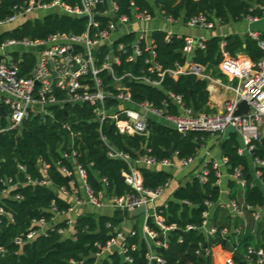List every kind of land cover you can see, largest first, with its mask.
I'll use <instances>...</instances> for the list:
<instances>
[{"label":"built area","instance_id":"2783aa9c","mask_svg":"<svg viewBox=\"0 0 264 264\" xmlns=\"http://www.w3.org/2000/svg\"><path fill=\"white\" fill-rule=\"evenodd\" d=\"M254 8L261 9L262 14L247 16L246 19L250 22L258 21L264 16V4L255 5ZM36 10H56L77 17L84 14L83 18L87 19L86 29L81 34L58 32L45 40L12 39L0 46V106H4L7 112L5 116L0 113V122L2 119L6 120V125L0 128V132L19 129L27 121H57L55 109L65 110L76 105H87L92 108L94 120L98 122L100 138L107 148L106 154L128 164L130 171L122 174L132 191L120 196L108 194L106 190L96 192L88 181L87 170L80 163L78 151L74 148L71 152L61 149L63 158L72 165V169L62 161L56 163L62 173L71 179L70 188H55L52 185L48 176L50 163L43 158L39 160L44 174V178L40 180L33 179L27 173L26 166L20 164V171L26 174V183L52 185L56 195L68 201L71 207L68 211H60L53 201V215L50 218H34L30 227L13 239V244L22 248L25 243L39 236H47L57 228L63 238L75 239L76 218L88 207L98 215L110 217L121 211L124 217L121 224L114 226L111 222L107 223L111 228V237L106 244L97 243V250L89 255H82L79 260H72L69 264H105L107 261L112 264L110 256L114 253L121 256L123 264H136L131 252L138 250L139 245H131L128 238L137 234L147 246L146 264H167L162 250L169 248V233L184 231L175 223L167 224L163 207L155 204L170 185L171 179L156 189L145 188L140 167H177L182 170L190 167L198 154L180 159L175 153L173 157L160 159L151 153V149L146 148L145 153L133 158L130 153L119 150L110 142L104 134L105 124L114 125L121 134L130 135L145 134L150 118H156L182 134L195 131L217 135L232 128L240 135L244 144L239 149L240 154L249 153L253 156L256 149L254 142L264 139V38L261 33H249L257 40L262 51V56L257 61L238 65L235 63L236 58H230L225 53L226 59L220 64V70L235 78L237 84L232 89L234 95L226 101L222 111L195 112L186 105L181 95L170 92L169 97L178 110L175 113L168 102L159 107L149 100H135L128 84L136 80L160 87L163 83L166 72L156 61V41L153 34L166 31V39L170 40L174 33L161 26L148 25L155 21L174 25L177 20L158 5L154 4L152 9H142L135 1H131L130 13H121L116 0H78L75 5L66 0H30L15 7L12 15L0 20V28L27 19ZM209 16L204 12L200 13L186 24L204 29L220 25L219 20H213ZM185 39L183 52L188 59L184 65H178L175 70H168V73L175 78L180 74H195L201 79L210 80L207 66L192 59L196 47L205 48L206 38L186 36ZM16 46H23L24 49L17 50L14 48ZM29 49L36 50L37 61L27 75H21L23 53ZM140 58H144L140 74L121 68L124 61L132 64ZM242 101H246L250 109L238 115L236 111ZM64 127L71 129L69 123L64 124ZM252 164L255 177L252 185L258 184L264 189L261 171L264 157L254 156ZM211 165L217 177L216 184L220 187L219 199L216 202H205L207 210L203 213L201 225L190 224L186 227V230L201 231L206 238L205 244L199 243L196 255L202 259L203 264H217L216 261L220 258L223 260L222 264H264V247L249 246L244 254H240L237 249L239 235L250 225L256 234L258 225L264 219V204L252 206L231 197L226 177L235 180L242 191L248 181L242 168L235 169L233 174L228 172V159L225 157L218 162L208 156L202 161L201 169L195 177L203 183L207 182L212 172ZM222 166L227 170H223ZM2 182L5 188L0 191V198L8 196L12 189L21 184L14 182L12 178L3 179ZM102 183L108 185V180L102 178ZM14 199L20 200L22 196L17 194ZM185 203L190 204L189 201ZM141 206L145 210L133 215V210ZM216 209L226 212L231 225L223 226L219 223V219L215 218ZM237 219L239 223L236 224ZM150 220L154 227L150 225ZM4 222L15 223V213L0 205V225ZM179 241L183 242V238L180 237ZM6 253L7 249L0 247V256ZM237 253L241 256L240 259L235 256ZM90 259L93 262L87 263Z\"/></svg>","mask_w":264,"mask_h":264},{"label":"trees","instance_id":"16d2710c","mask_svg":"<svg viewBox=\"0 0 264 264\" xmlns=\"http://www.w3.org/2000/svg\"><path fill=\"white\" fill-rule=\"evenodd\" d=\"M30 0H0V20L6 19L13 14L17 6L24 5ZM75 5L78 0H66ZM121 13H130V3H135L142 9L158 5L175 20L185 23L199 15L209 14L213 20H219L220 25L230 22H239L249 15H259L255 5L264 4V0H116ZM41 17L27 18L19 21L16 26L0 32V46L8 40H45L58 32L81 34L85 31L87 19L77 17L56 10L40 11ZM166 31L154 32L156 41L157 57L163 71L166 72L160 87L146 84L142 81L129 82L135 100H149L155 105L162 107L165 102L170 103L173 112L178 113L176 106L171 101L169 93L181 95L186 105L195 112L207 111L210 100L208 90L209 80L201 79L195 74H180L173 77L168 70H175L178 65H184L187 55L183 52L186 44V36L174 34L170 40L166 39ZM264 38V34L261 35ZM205 48L196 47L192 59L196 63L207 66L208 71L214 77L226 79V75L220 70V64L226 59L225 53L230 58H236L241 52L249 55L252 61H257L262 56L258 42L250 34L241 36L231 34L227 36L214 35L204 41ZM144 58L129 64L125 61L121 68L133 70L138 75L144 67ZM37 61L35 49H29L23 53V61L20 64L21 75H27ZM147 68V66L145 67ZM57 121L41 123L38 120L27 121L24 125L12 131L0 132V191L5 188L2 180L12 178L14 182H20V186L12 189L8 196L0 198V205H4L15 213V223L0 225V247H5L7 253L0 256V264H69L72 260H79L82 255H89L97 250V243L106 244L111 237V228L107 226L111 222L114 226L123 222V214L117 211L113 217L98 215L93 209L86 208L76 218V238H63L58 233V228L50 231L47 236H39L33 241L25 243L22 248L13 244V239L25 232L34 218H50L53 201L60 211H68L71 207L69 202L58 197L55 188L61 186L71 187V179L62 173L56 165L62 161L72 169V165L60 154L63 151H78L79 161L87 170L88 181L96 192L105 191L111 195H123L131 192L132 188L120 175L128 173V164L119 158H111L106 154L107 148L100 138L98 122L94 120L92 108L85 105H76L65 110L55 109ZM69 123L71 129L65 128ZM4 119L0 122V128L5 127ZM104 134L110 142L119 150L131 154L133 158L145 153L146 148L151 153L163 159L173 157L175 153L180 159L196 156L203 144L210 138L207 132H188L182 134L176 129L166 125L156 118H150L145 134H121L116 126L105 124ZM254 156L264 157V144L255 141ZM171 149L173 153H170ZM240 140L237 132L228 131L221 145L222 156L228 159V172L233 174L235 169L242 168L248 185L242 191L238 183L228 180L231 188V197L240 201L258 206L264 204V189L255 183L254 172L248 156L240 154ZM43 158L50 163L48 170L52 185L40 186L26 183V174L20 171L23 164L33 179H43L44 174L39 166V160ZM212 168V165H211ZM262 179L264 180V167H261ZM140 172L145 188L156 189L172 179L173 173L170 168L140 167ZM102 178L108 180V185L102 183ZM217 177L214 169L207 182H201L198 177L180 185L165 207L164 215L167 224H177L184 231H171L169 233V248L162 250L167 259V264H188L195 262L203 264L195 250L200 242L206 243L204 234L199 230H186L190 224L201 225L203 213L207 210L205 202H216L220 196V187L216 184ZM20 194L22 199H14ZM189 201L190 204L185 203ZM215 218L220 219L224 226L225 220L231 225L229 216L220 209L215 210ZM227 223V224H228ZM239 223L237 219L236 224ZM150 225L154 227L150 220ZM60 226V225H59ZM137 227V226H136ZM138 230V228H137ZM180 237L183 242H180ZM237 249L244 254L249 246L259 245L264 247V219L258 225L256 234L250 225L239 235ZM60 243L57 247L56 243ZM128 242L138 244L139 249L131 252L136 264H146L145 254L147 246L140 241L139 234L130 236ZM112 264H123L121 256L114 253L110 256ZM218 264L222 258L218 259ZM93 262L92 259L87 263ZM105 264H110L108 261Z\"/></svg>","mask_w":264,"mask_h":264},{"label":"crops","instance_id":"0c3cea01","mask_svg":"<svg viewBox=\"0 0 264 264\" xmlns=\"http://www.w3.org/2000/svg\"><path fill=\"white\" fill-rule=\"evenodd\" d=\"M148 26H161L167 31H172L174 34L194 37H205L206 39L214 35L227 36L231 34H239L241 36H244L246 34H249L250 32H258L262 35L264 34V16H261V18L255 22H250L248 19L245 18L244 20L239 22H230L224 25H218L216 28L213 29H204L202 27H189L182 20H177L174 25H169L168 23L163 21H155ZM251 62L252 60L249 55L243 52L239 53L235 60V63L238 65H244ZM209 72L211 75V79L209 80L208 85V90L210 92L208 108L212 110V112L222 111L226 101L234 95L232 89L236 86L234 85V81H236V79L226 75L227 79L224 80L219 77H214L211 74V71ZM226 133L227 131L224 134L211 135L210 138L200 148L198 158L190 167L182 169V171H180V169L177 167L170 168L173 173L170 185L166 188L163 195L157 198V200L155 201L156 205L165 207L167 203L174 198V193L176 189L180 185L192 180V178L195 177V175L201 169L202 161L208 158V156L218 162H221V160L224 158L221 152V145L223 143ZM239 140L241 148L244 146V144L240 135ZM246 155L248 156L250 164L252 166L253 156H251L249 153H246ZM222 167L223 170H227L225 166ZM229 179L230 178L226 177L225 181L227 182ZM218 221H220V219ZM224 223L227 224V220H225ZM222 261H220L219 264H222ZM216 263L218 264V261H216Z\"/></svg>","mask_w":264,"mask_h":264},{"label":"water","instance_id":"95a60500","mask_svg":"<svg viewBox=\"0 0 264 264\" xmlns=\"http://www.w3.org/2000/svg\"><path fill=\"white\" fill-rule=\"evenodd\" d=\"M257 11H258V13H259L260 15L262 14L261 9H257ZM84 16H85L84 14L81 15V17H84ZM249 109H250V106L248 105V103H247L246 101H242V102L240 103V105H239L237 111H236V114H238V115L244 114V113L248 112ZM0 113H1V115H3V116L6 115L7 112H6V109H5L4 106H0ZM228 131L236 132V131H235L234 129H232V128L228 129L227 132H228ZM261 142L264 144V139H261ZM59 152H60V154L62 155V150H61V149H59ZM170 153H173V150H172V149H171ZM120 177L125 181V178H126L125 175L121 174ZM144 210H145V207H144V206H141V207H137V208H135V209L133 210L132 213H133V215H138V214H141ZM180 232H181V231H180ZM59 245H60L59 242L56 243V246H57V247H58ZM256 250H258V247H257V246H256ZM235 256H236L238 259L241 258V256H240L238 253H237Z\"/></svg>","mask_w":264,"mask_h":264},{"label":"rangeland","instance_id":"374dc122","mask_svg":"<svg viewBox=\"0 0 264 264\" xmlns=\"http://www.w3.org/2000/svg\"><path fill=\"white\" fill-rule=\"evenodd\" d=\"M37 16L41 17V14H40V11H39V10L34 11V13H32V14H30V15L28 16V18H36ZM17 23H18V22H17ZM17 23H15V24H9V25H6V26L0 28V32L6 30V29H8V28H12L13 26H16ZM14 48L17 49V50H23V49H24L23 46H16V47H14ZM226 79H227V78H226ZM236 84H237V80L234 81V85H236ZM5 121H6V120H5ZM252 166H253V164H252ZM180 171H182V170H180ZM240 201L243 202V199L240 198ZM88 208H89V211H91V210H90V207H88ZM140 219H142V216L140 217Z\"/></svg>","mask_w":264,"mask_h":264}]
</instances>
